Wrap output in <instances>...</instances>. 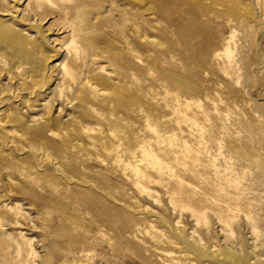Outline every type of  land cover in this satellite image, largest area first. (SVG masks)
Instances as JSON below:
<instances>
[{
  "label": "rangeland",
  "instance_id": "obj_1",
  "mask_svg": "<svg viewBox=\"0 0 264 264\" xmlns=\"http://www.w3.org/2000/svg\"><path fill=\"white\" fill-rule=\"evenodd\" d=\"M24 1L0 0V18L8 22L15 18L30 34L39 28L41 38L50 44L45 50L55 46L56 64H66L78 76L87 74L101 84V78L116 71L112 81L125 100L123 107L116 103L108 107L88 96L87 110L97 112L72 110L78 122L68 131L58 128L63 137L35 142L29 135L23 138L14 124L0 126V147L6 153L0 156V204L20 210L26 220L21 226L0 228L13 234V239L0 241V264H13L9 246H19L22 257H27L26 241L41 245L43 251L29 264H165L164 252H186L162 222L180 220L187 230L199 231L210 249L221 246L217 233L223 230L233 232L244 245L248 235L241 217L230 215L252 217L264 240V0H26L28 8L20 6ZM148 38L156 45L147 43ZM118 46L133 48L137 60L132 52L117 59ZM51 72L44 92L32 104L37 109L32 114H41L38 110L48 101L46 89L59 79V67ZM177 98L201 106L187 117L202 124L206 131L202 140L172 116ZM85 129L96 133L93 140L83 136ZM151 129L178 136L195 156L189 170L178 176L198 195L183 201L176 216L168 205L171 190L160 185L155 172H145L144 186L159 196L157 204L141 194L129 173L123 174L114 160L107 159V152L117 145L112 135H118L124 150L152 147L160 162L174 165V156L154 143ZM11 136L14 143L8 149ZM50 140L63 143L59 153ZM194 209L207 213L208 224L197 226ZM21 232L26 241L19 237ZM158 235L162 240L155 239ZM185 259L191 257L181 260Z\"/></svg>",
  "mask_w": 264,
  "mask_h": 264
},
{
  "label": "bare ground",
  "instance_id": "obj_2",
  "mask_svg": "<svg viewBox=\"0 0 264 264\" xmlns=\"http://www.w3.org/2000/svg\"><path fill=\"white\" fill-rule=\"evenodd\" d=\"M235 1H238V0H235ZM45 2H46V0H45ZM19 4H20V6H24L26 4L25 7L28 8L30 5V2H27L25 0L23 3H19ZM17 10H19V9L17 8ZM98 16H102V15L99 13ZM22 18H23V16L21 17V19ZM14 19L15 18L10 17V20H12V21L8 22V21L0 18V116L4 115L3 120L2 121L0 120V126L1 125L14 124L15 126H17L16 132L21 133L23 138L24 137L27 138V135H29L30 137L35 139L34 141L36 142V141H41L42 139L48 138V137H50V138L60 137V136L63 137L65 134H62L58 128H66L67 129L70 126H74L76 124V122H78V121H76L77 118L75 116H73L74 114L73 115L71 114V111L76 110V109H79V110H85L86 109L87 110L88 109V96L94 97L95 100H98V101L102 102L104 105L106 104L107 106L109 105V103H112V104L116 103V104H118V106L123 107L122 101L125 100L124 95H123L124 93L122 94L120 92L121 90L118 91L119 89L117 90L115 88L116 84L114 85V83L112 81V78L114 77L116 71H115L114 75H113V73L112 74L107 73V75L104 78H101V80L103 79L101 84L92 82L91 78H89V76L88 77L86 76L87 74H85V77H84L83 72L81 73V74H83V76H78V75L74 74V72L72 73V72L68 71V67L66 64H56L57 61L55 60V56L53 54V52L55 50V46H53V48H54L53 50H51V49L48 51L45 50V48L49 49L48 45H50V44H48L47 41H45L43 38H41L39 28H38V31H35L36 32L35 34H30L28 32V30L23 28V24H21L20 21H16ZM34 24H36L38 27L37 23H34ZM146 41H147V43L149 42L151 45H156V41L152 38L151 39L148 38ZM48 42H50V41H48ZM59 49H62V51H63L64 48H59ZM135 49H136V47H135ZM72 50L74 51L75 49L73 48ZM114 51L117 52V54L115 53L117 59L124 57V56H127L129 54L128 52H132L133 56H134V60H137V57L134 53L135 51L133 48L132 49L128 48V51H127V48H123V46H122V48H119V46H118V47L114 48ZM70 52L71 51L67 50V47H66L65 56H68L67 58H69V56L72 55ZM72 53H74V52H72ZM230 63H233V61L230 60ZM262 63H263L262 66L264 67V61ZM131 65H133V63L129 64L128 66H131ZM57 67L60 68V74L58 77L59 79L55 81L54 84H56V85H54L53 88L50 87V88L46 89V91L47 90L49 91V93H46V95H47L46 99L48 98V101H46L43 104V106L40 107L41 109L38 110V112H41V114L39 113L40 115H38L37 113L32 114V112H33L32 110H37L36 108L32 107V104L33 103L36 104L38 102L36 100V98L38 97L39 93L44 92V88L47 85V81H48L51 69L57 68ZM147 70L149 72H153V67L151 64H148ZM129 72H130V70H129ZM98 77H99V75H98ZM114 82H115V80H114ZM117 87H118V84H117ZM71 96H73V98ZM132 96H130V97L133 98ZM139 98H136V99L138 100ZM176 101H177V105H176L177 108H175L172 111V116L175 117L177 122L179 121L180 123H184L187 126V128L189 127L190 131L192 133L194 132L195 135L197 136V140H202L204 138V135L206 132V131H204L202 124L196 120L189 119L187 117V113L189 111H191L193 109L200 111L201 106L199 104H196V103L181 101L180 98L179 99L177 98ZM138 104H140V102ZM99 105H101V104H99ZM118 106H116V107H118ZM127 106H128V104H127ZM254 106H255V110H256L258 107H257V105H255V103L253 104V107ZM104 107H106V106H104ZM262 107H264V106H262ZM134 108H136V107L134 106ZM92 109L95 110V108H91V111H92ZM103 109H105V108H103ZM97 110H95V111L97 112ZM137 110L138 109H136V112H137ZM87 111H89V110H87ZM91 111H89V112L91 113ZM99 111H98V113H100ZM72 112H74V111H72ZM89 112H88V114H89ZM257 112H259V111L257 110ZM78 113H80V112H78ZM80 115H82V114H80ZM93 115H95V112L93 113ZM83 116L84 115H82V118H83ZM118 116H117V118H118ZM85 119H86V117H85ZM113 119H115V118L113 117ZM100 120L101 119H99V121ZM161 121H160V124H163V122H161ZM81 124H83V123H81ZM149 124L151 125V123H149ZM79 125H80V122H79ZM99 125H101V124L99 123ZM150 125L148 127H150ZM178 125H179V123H178ZM110 127L111 126H109L108 128H110ZM98 128H100V127H98ZM156 128H158V127H156ZM87 129L82 130L83 136L87 140L88 139L93 140V135H96V133L93 132V130H87ZM92 129H94V128H92ZM152 129H151V131H152ZM76 130H81V129H76ZM113 130H115V129H113ZM161 130L162 131H158V129H157V131H155V133L152 131L153 134L155 135L154 136L155 137L154 143L156 144V146H160V147L164 148L168 153H170V155L172 154L174 156V158H175V164L174 165L168 166L167 164H164V162L163 163L160 162L162 160L159 161L156 154H154L153 151L150 150L152 147L151 148L149 147L150 148L149 149L146 147H140L139 146V148H136V150L132 151V152H128L127 150H124L123 149L124 146L121 145V144L124 145V143H120L122 139L118 135L117 136L112 135V137H114V139H113V141L112 140L111 141L117 143V145L115 148H113V150L109 149L110 151L107 152V156H108L107 159L111 158L112 160H114L118 164V166L123 169V171H124L123 174H125V172L129 173L134 178V181L136 182V186L138 187L141 194L148 197V198L155 200V203H156L158 200L159 201L161 200L160 198H158L159 196L157 194H155V192H153L150 188L144 186V182L147 179L145 174H147L149 171L155 172L161 180V181H159V182H161L160 185L171 190L170 196L168 195L169 196L168 205H169L170 211H172V214L175 215L177 213L178 209L183 207V201H185V200L193 201L198 195L196 190L191 188L192 186L184 183L178 176V172H183V171L189 170L190 163L195 161V156H194L193 152L189 149L187 144L185 142L183 143L178 138V136L173 135V134L169 135L167 133H164L163 129H161ZM67 131H68V129H67ZM111 131H112V129H111ZM16 132H14V134ZM96 132H98V131H96ZM99 133H101V132H99ZM110 133H113V132H110ZM114 133H116V132H114ZM7 134H8V132H7ZM105 134H107V133H105ZM8 135L10 136L11 134L9 133ZM12 136H11V138L8 137L9 141L6 144L8 149H10L14 143V141L11 140V139H13ZM193 136H194V134H193ZM95 137H97V136H95ZM29 140H27V141H29ZM78 140L79 139H77V141ZM96 140H98V139H96ZM62 142H64V140H62ZM31 143H33V140H31ZM49 143L55 148L56 152L58 151V153H59V150L63 147L62 146L63 143L62 144H59V142L55 143V142H52V140H50ZM69 143H67V144H69ZM36 144H38V143H36ZM101 144H102V142H101ZM41 145H42V143H41ZM72 145H75V144L72 143ZM107 145L108 144H106V147H107ZM146 146H149V144ZM64 148L62 149L63 151H64ZM126 148H127V145H126ZM48 150H50V149H48ZM106 150H108V149H106ZM153 150H154V148H153ZM35 151H37V150H35ZM103 152H105V151H103ZM60 154H62V153L60 152ZM4 155L6 156V153L0 147V156H4ZM34 157H35V155H34ZM114 161H112V163H114ZM226 162H228V160ZM229 163H230V161H229ZM224 164H225V162L223 163V165ZM112 165H114V164H112ZM57 167H59V166H57ZM228 170H231V169H228ZM145 172H147V173H145ZM36 173H40L39 170L36 169ZM61 173H63V172H61ZM248 175H249V173H248ZM78 182H80V181L78 180ZM153 183H155V182L153 181ZM79 184H81V183H79ZM93 189H94V187H93ZM156 195H157V198H156ZM165 197H167V196L165 195ZM208 201L209 200L207 199V202ZM160 204H161V202H160ZM223 210L224 209H222V211ZM151 214H152V217H155L157 219V216H154L153 213H151ZM193 215L197 218V226H199L203 223L208 224L207 223V221H208L207 213H203V212H200L198 209L197 210L194 209ZM239 217H241V220H242L243 226H244L243 228L246 232V235H248V238L247 237H246L247 239L245 238V240H246L245 244L244 245L241 244L239 242V240L235 236H233V232L229 233L227 230L226 231L223 230V231H219L217 233V234H219V236H218L219 239L217 242H219L221 244V246L220 247L217 246L218 248L215 246L211 249L207 247V245L204 242L203 235L200 234L199 231L187 230L185 227H183L181 225L180 220L177 222L174 221L173 223L162 222L164 224L163 227L170 234H172L174 236L176 243L178 245H180L181 248L184 249L186 252L185 255L175 254L174 252H164L162 254V257H164L165 264H264V240H262L263 235L259 232L254 219L252 217H250L249 215H242V214L237 215V216L230 215V218H232V219L233 218H239ZM218 218L220 219L218 221V226H220L221 225L220 221L223 222V220H222V218H220V216ZM24 220H25L24 214L20 213V210H19V212H16V211L14 212L11 209H9L7 205L0 204V228H1V230H4L6 225H9V226L11 225L12 227H13L12 224L17 225V226H21V225H23ZM229 223L230 222L227 221L225 224L228 227H230ZM9 226H8V228H10ZM151 226H153V225H151ZM117 230H118V228H117ZM154 230H155V228H154ZM12 235L13 234L0 232V241H2V239L5 237H8L9 240L13 239ZM19 235H20L19 237H21L24 241H26V239H25L26 235L24 234V232L19 233ZM173 236H172V238H173ZM156 237H157V239L159 238L160 240H162V236H159V235L155 236V239H156ZM153 238H154V236H153ZM158 241H157V243H158ZM33 243L30 241H26V244H27L28 248H30V249L27 250L28 256L25 258L22 257V250L19 246L18 247L9 246L10 250L12 248V251H10V254H13V255H9V257L13 256L11 258L12 263L13 264H29V259H31V260L32 259L33 260L38 259L40 257V255L43 254V251H41V252L39 251V250H41V245L36 246ZM155 243L156 242H154V244ZM159 243H161V242L159 241ZM174 246H176V244ZM176 247H178V246H176ZM0 249H1V247H0ZM23 251H24V249H23ZM185 256L191 257V260H186L187 259L186 258L184 261H182L181 259H183V257H185ZM25 259H27V260H25ZM32 264H33V262H32Z\"/></svg>",
  "mask_w": 264,
  "mask_h": 264
}]
</instances>
